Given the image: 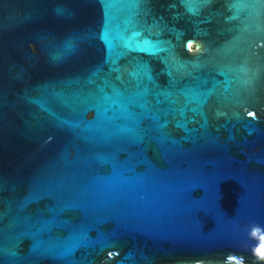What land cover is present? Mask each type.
<instances>
[{"label": "water", "instance_id": "1", "mask_svg": "<svg viewBox=\"0 0 264 264\" xmlns=\"http://www.w3.org/2000/svg\"><path fill=\"white\" fill-rule=\"evenodd\" d=\"M261 225L264 0H0V264H264Z\"/></svg>", "mask_w": 264, "mask_h": 264}, {"label": "snow or ice", "instance_id": "2", "mask_svg": "<svg viewBox=\"0 0 264 264\" xmlns=\"http://www.w3.org/2000/svg\"><path fill=\"white\" fill-rule=\"evenodd\" d=\"M247 115H248V116H252V115H254V114H253L252 112H248ZM261 227H264V225H261ZM258 251H259V254H260L261 258L264 259V245H262V246L260 247V249H258Z\"/></svg>", "mask_w": 264, "mask_h": 264}, {"label": "rangeland", "instance_id": "3", "mask_svg": "<svg viewBox=\"0 0 264 264\" xmlns=\"http://www.w3.org/2000/svg\"><path fill=\"white\" fill-rule=\"evenodd\" d=\"M197 48H196V46L194 45L193 47H192V50H196Z\"/></svg>", "mask_w": 264, "mask_h": 264}, {"label": "trees", "instance_id": "4", "mask_svg": "<svg viewBox=\"0 0 264 264\" xmlns=\"http://www.w3.org/2000/svg\"><path fill=\"white\" fill-rule=\"evenodd\" d=\"M227 264H237L236 262H231V263H227ZM239 264V263H238Z\"/></svg>", "mask_w": 264, "mask_h": 264}, {"label": "bare ground", "instance_id": "5", "mask_svg": "<svg viewBox=\"0 0 264 264\" xmlns=\"http://www.w3.org/2000/svg\"><path fill=\"white\" fill-rule=\"evenodd\" d=\"M190 47H193V43H192V44H190Z\"/></svg>", "mask_w": 264, "mask_h": 264}]
</instances>
